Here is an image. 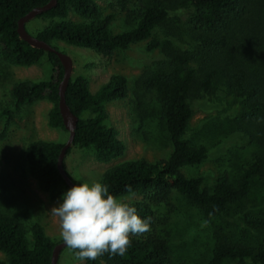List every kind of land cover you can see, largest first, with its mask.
Masks as SVG:
<instances>
[{"label":"trees","instance_id":"1","mask_svg":"<svg viewBox=\"0 0 264 264\" xmlns=\"http://www.w3.org/2000/svg\"><path fill=\"white\" fill-rule=\"evenodd\" d=\"M49 1L0 0V60L30 67L47 59V78L11 84V111L48 101V126L67 132L58 107V86L63 77L58 56L30 46L17 33L18 20ZM98 1L57 0L55 6L36 16L50 21L34 36L56 49L53 43L58 41L109 59L115 51L139 43H146L147 52L158 48L161 42L155 39V31L165 29L167 22L175 19L177 29L165 35L175 47L161 44V58L134 78L132 89L124 75L112 74L91 92L88 78L72 74L65 101L78 121L66 155L74 147L92 151L102 163L122 157L126 146L106 122V104L126 98L130 91L136 115L142 97L154 94L171 151L156 161L125 160L102 173L100 182L117 199L141 197L127 203L142 218H148L150 230L130 237L124 256L105 253L85 264H174L169 235L162 228L169 221L165 208L174 193L206 220L219 222L211 226L212 245L202 264H264V207L242 210V205L257 197L254 184L264 183V0H120V12L125 11L127 23L120 32L110 28L114 14L100 16ZM71 14L80 21L70 20ZM193 90L208 99H218L217 94L229 97L233 109L227 119L239 121L240 128L228 134L241 132L250 137L253 151L233 178L223 174L205 183L190 170L208 156L207 146L188 136ZM11 111L4 113L11 115ZM63 145L36 139L24 150L29 174L51 201H61L62 193L71 188L57 169ZM24 227L22 221L0 210V253L5 255L0 264H50L53 248L60 241L47 236L39 223ZM69 250L71 259L77 261L74 251Z\"/></svg>","mask_w":264,"mask_h":264},{"label":"rangeland","instance_id":"2","mask_svg":"<svg viewBox=\"0 0 264 264\" xmlns=\"http://www.w3.org/2000/svg\"><path fill=\"white\" fill-rule=\"evenodd\" d=\"M119 2L120 0L98 1L101 17L114 14L110 27L113 32H120L125 28V11L120 12ZM69 18L72 21H80L72 14ZM49 21L34 17L26 22L25 28L34 36L48 25ZM176 21L169 20L165 29H157L154 34L155 39L160 40L161 44L168 48H174L175 45L168 41L165 35L177 29ZM53 44L58 51L73 60L72 74L78 73L89 79L91 92L97 91L112 74L124 75L128 86L132 89L134 78L161 58L159 53L161 44L149 52L146 51V43L131 45L125 50L115 51L109 59L92 50L63 42L55 41ZM87 64L90 66L85 68ZM48 75L49 64L46 58L30 67L12 66L0 60V210L22 221L26 228L33 223H39L45 234L58 242L62 240L59 234V219L51 209L58 206L61 201H51L47 194L38 188L36 181L27 170L23 155L30 141L41 139L65 143L68 132L48 126V111L51 108L48 101L22 106L12 113L10 96L13 82L23 79H45ZM217 96L218 99H208L204 98L200 91L193 90L191 99L193 116L189 124L188 136L204 143L208 149V156L190 170L194 175L201 176L205 183L212 182L223 174L235 177L238 168L254 148L249 141L250 137L245 133L228 134L230 130L240 128L239 121L227 119V115L233 109L230 98L222 97L220 94ZM134 100L130 91L126 98L106 104L108 113L106 122L117 130L118 138L126 146L123 156L102 163L95 159L92 151L73 147L64 157L65 169L73 180L100 181L102 173L119 162L140 158L156 161L168 156L171 151L169 138L156 109L154 94L146 93V96L142 97L139 110L135 109L136 112L139 111L137 115L134 113ZM5 111H11L12 114L4 113ZM261 184L259 182L254 184L257 197L242 205V210L252 211L256 207H264ZM140 198L130 195L118 199L132 202ZM165 212L169 221H166L162 228L165 227L169 235L172 262L202 264L212 245L211 226L219 222L212 223L206 220L198 209L188 205L177 193L172 195ZM70 256V250L65 247L59 254L58 264H80L79 261H73ZM0 258L4 259L5 255L0 253ZM224 264L235 263L226 261Z\"/></svg>","mask_w":264,"mask_h":264},{"label":"clouds","instance_id":"3","mask_svg":"<svg viewBox=\"0 0 264 264\" xmlns=\"http://www.w3.org/2000/svg\"><path fill=\"white\" fill-rule=\"evenodd\" d=\"M51 211L59 219L62 241L80 264L95 261L105 253L124 256L130 237L150 230L148 218L110 194L108 186L100 181H78L62 193L61 202Z\"/></svg>","mask_w":264,"mask_h":264},{"label":"water","instance_id":"4","mask_svg":"<svg viewBox=\"0 0 264 264\" xmlns=\"http://www.w3.org/2000/svg\"><path fill=\"white\" fill-rule=\"evenodd\" d=\"M56 2L57 0H50L45 5L34 8L33 10L29 11L24 16H22L18 20V23H17V33L19 35V38L27 42L30 46L55 53L58 56L62 64L63 77L58 86V92H59L58 107H59L60 115L62 117L64 128L68 132V139L62 146L60 154L58 156L57 169L60 175L62 176V178L64 179V181L66 182V184L69 187H72L76 183L72 180V178L67 173L63 165V160H64V157L66 155L68 148H70L73 144L75 129H76L77 121H78L77 116L71 112L70 108L68 107L65 101V90H66V87L69 83V80L73 72L74 62L71 59V57H69L65 53L58 51L56 48L46 43L45 41L40 40L36 38L35 36L30 35L25 28V24L27 21L36 17L38 14H41L51 9L53 6L56 5ZM65 247L66 246L63 241L56 243L52 251L50 264H57L59 254L61 253L62 249H64Z\"/></svg>","mask_w":264,"mask_h":264}]
</instances>
